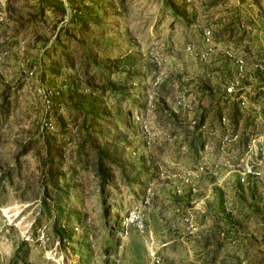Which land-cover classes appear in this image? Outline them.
Listing matches in <instances>:
<instances>
[{"label": "rangeland", "instance_id": "rangeland-1", "mask_svg": "<svg viewBox=\"0 0 264 264\" xmlns=\"http://www.w3.org/2000/svg\"><path fill=\"white\" fill-rule=\"evenodd\" d=\"M0 264H264V0H0Z\"/></svg>", "mask_w": 264, "mask_h": 264}, {"label": "trees", "instance_id": "trees-1", "mask_svg": "<svg viewBox=\"0 0 264 264\" xmlns=\"http://www.w3.org/2000/svg\"><path fill=\"white\" fill-rule=\"evenodd\" d=\"M101 137L102 136L99 133H97L93 141V144L89 146V148L84 147L85 144L81 145V148L77 153L78 155L77 162L80 163L82 169L87 168L88 166L93 167L94 173L96 174V178L99 182V186L103 188L107 185V183L111 179H113V169H114L115 161L108 154H106L103 149L98 150L96 148V145L99 143L98 138L100 140ZM85 141L88 144L87 140ZM59 147H61V145H59ZM82 149H85V150H82ZM92 157H95L94 162H91ZM59 158H60L59 154L58 156L56 154H53V156L49 158V164L47 166L46 173L44 175V179L46 183L51 185L50 193L52 196L49 199L55 200L56 208L58 209L57 220H56L58 221L57 224L63 218L62 216H64L65 214L64 210H62L63 206L69 205V203L65 201L64 192H65V188L70 187L67 185L62 187V185L59 184V181H58L59 176L62 175V174H59V171L57 170L58 165L60 166V164H58ZM73 171H74V174L72 178L70 179L71 181H73L75 177L77 176V171L75 170ZM58 205H60L59 208H58ZM60 237H62V235Z\"/></svg>", "mask_w": 264, "mask_h": 264}, {"label": "built area", "instance_id": "built-area-1", "mask_svg": "<svg viewBox=\"0 0 264 264\" xmlns=\"http://www.w3.org/2000/svg\"><path fill=\"white\" fill-rule=\"evenodd\" d=\"M226 90H227V92H228L229 94H230V93H235V89H234L233 86H229V87H227ZM241 99H242V98H241ZM242 103H243V102H242ZM48 125L52 127V124H51L50 122L48 123Z\"/></svg>", "mask_w": 264, "mask_h": 264}]
</instances>
